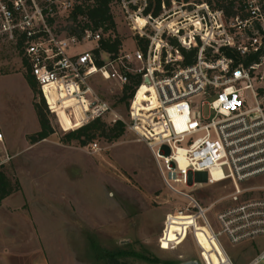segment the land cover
I'll list each match as a JSON object with an SVG mask.
<instances>
[{"label":"built area","instance_id":"1","mask_svg":"<svg viewBox=\"0 0 264 264\" xmlns=\"http://www.w3.org/2000/svg\"><path fill=\"white\" fill-rule=\"evenodd\" d=\"M225 1L235 15L206 0H112L134 47L121 43L98 57L112 31L105 23L71 32L79 0H0V38L17 47L47 107L73 105L83 124L111 109L94 88L97 78L124 87L138 76L127 119L114 121L147 144L167 188L189 199L180 213L198 214L227 254L223 237L233 245L264 238V183L246 186L264 177V0ZM184 51H195L192 63L184 64ZM12 158L0 122V170ZM198 174L208 184L229 181L233 191L203 207L176 186L191 187ZM224 199L230 203L215 212L214 225L208 212ZM247 264H264V248Z\"/></svg>","mask_w":264,"mask_h":264},{"label":"rangeland","instance_id":"2","mask_svg":"<svg viewBox=\"0 0 264 264\" xmlns=\"http://www.w3.org/2000/svg\"><path fill=\"white\" fill-rule=\"evenodd\" d=\"M113 13L116 34L125 48H133L130 30L116 6ZM27 71L17 47L0 38V122L13 155L2 169L15 186L21 184L20 190L0 205V253L8 246L11 226L21 225L32 236L17 238L29 248L40 247L37 251L24 248L26 251L19 253H43L50 264H107V252L123 250L156 259L120 258L128 264H180L191 259L201 264H230L227 254L234 264H247L264 248V238L233 245L223 237L226 254L213 242L198 214L178 215L189 199L167 188L149 147L129 128L113 142L98 135L86 145L64 143V134L83 124L77 109L73 105L46 108L55 132L30 144L28 135L41 128L35 108L41 98L30 86ZM94 88L111 107L103 121L112 124L117 117L127 119L128 107L120 101V83L97 78ZM146 90V86L141 88L136 106ZM204 115H208L206 108ZM94 142L99 150L91 148ZM205 180L204 174H198L191 177V187L176 186L193 194L203 207L233 191L229 181L208 184ZM263 183L264 177H257L246 186ZM229 203V199L221 200L209 210L214 225L215 212ZM39 227L44 232L41 240L35 231L32 233Z\"/></svg>","mask_w":264,"mask_h":264},{"label":"trees","instance_id":"3","mask_svg":"<svg viewBox=\"0 0 264 264\" xmlns=\"http://www.w3.org/2000/svg\"><path fill=\"white\" fill-rule=\"evenodd\" d=\"M111 1L112 0H79L72 14V18L74 22H78V24L77 26L71 27L69 30L71 32H74L76 31L77 28L84 29L90 26L96 29L104 25L105 23H108V26L104 27L105 32L107 33L111 30L112 33H116L117 24L115 21L114 13L110 5ZM206 1H208L214 7H224L228 16H232L236 14V12L232 9L231 6L232 3L228 5L225 0H206ZM79 17H81L80 18L81 21H79ZM111 34L100 41V48L96 50L98 57L100 51H106L114 54L118 52L122 40L118 35L113 37ZM141 44L143 46L145 43H143L142 41ZM183 53H184V64L192 63L194 60L195 51L192 52L184 51ZM228 54H231V52L228 51ZM253 58L256 57H250L248 60L250 61ZM97 63L101 64L102 60L98 59ZM26 78L30 86L32 87L35 95L40 96L41 98V102H35V108L38 113L41 128L39 131L28 135V140L30 144H35L44 139H47L50 135H52L55 132V130L47 115L46 108L48 107L47 104L45 103L44 98L41 95V89L36 78L32 75V73L29 70L26 73ZM139 83H140V78L138 76L136 77L133 76L131 83L126 84L123 87V93L120 97V101L125 102L127 107H129L130 100L133 97L136 87L139 85ZM142 87H145V85ZM141 88L139 89L135 97V101L141 100V96H140ZM102 118L103 117L96 118L87 124H83L77 128L68 131L61 138V141L64 143L78 141L80 144L86 145L87 143L95 140V138L98 135H100L106 138L108 141L113 142L119 139L120 137H122L126 133L127 125L123 120L117 119L114 121V123L107 124L105 121H103ZM16 185L17 186H15L12 183L11 178L6 174V172L3 169H1L0 170V205L2 204L3 200L6 197L16 192L17 190H20L21 184L18 182ZM129 255H135L138 257H142L146 260L151 259L156 261V259L149 258L139 253H136L134 250H123V251H118L116 253L107 252L105 255L107 258L106 263L128 264L127 261L121 260L120 258L123 256L124 258H127V256ZM172 262H168V264H173Z\"/></svg>","mask_w":264,"mask_h":264},{"label":"crops","instance_id":"4","mask_svg":"<svg viewBox=\"0 0 264 264\" xmlns=\"http://www.w3.org/2000/svg\"><path fill=\"white\" fill-rule=\"evenodd\" d=\"M6 199H7V197L3 200V202ZM3 202H2V204H3ZM30 219H31V217H30ZM30 222H31V224L33 226L32 219L30 220ZM34 231H35V234L39 236V240H41V236H42L41 234L43 232L42 228L41 227H39L38 229L37 228H35V229L33 228L32 229V233L33 234H34ZM10 232H11L10 233L11 236L7 240L8 246L4 247V250H3L4 253H0V259L3 260V262L2 263L0 262V264H14V262L16 264V262H21L22 260L25 261L26 264H30V262H31V264H50L49 261H48V259L44 256L43 253L41 255L40 254H36L34 256L33 255L25 256V255L19 253V251H21V250L26 251L25 249H28L30 251H32V250L35 251L36 250V247H40L39 244L38 245L36 244L35 247L29 248V247H27L28 245H24L22 243L24 241H22L21 238H17V236H24V235L32 236L31 233H26L24 231V228L22 227V225L19 226V227H17V226H11ZM43 234H44V232H43ZM209 235H210V233H209ZM210 236H211L213 242L215 243L216 240H215L214 236L212 235V233H211ZM220 248H221V246H220ZM26 257H27V259H26Z\"/></svg>","mask_w":264,"mask_h":264},{"label":"water","instance_id":"5","mask_svg":"<svg viewBox=\"0 0 264 264\" xmlns=\"http://www.w3.org/2000/svg\"><path fill=\"white\" fill-rule=\"evenodd\" d=\"M180 264H201V262L198 260L191 259L184 262H180Z\"/></svg>","mask_w":264,"mask_h":264},{"label":"bare ground","instance_id":"6","mask_svg":"<svg viewBox=\"0 0 264 264\" xmlns=\"http://www.w3.org/2000/svg\"><path fill=\"white\" fill-rule=\"evenodd\" d=\"M178 215H183L184 213H177ZM206 226V225H205ZM207 228L209 229V227L207 226ZM210 230V229H209ZM211 232V231H210ZM212 233V232H211ZM212 235H213V233H212ZM214 236V235H213ZM215 238V237H214ZM216 240V239H215ZM217 241V240H216ZM218 242V241H217ZM219 244V243H218ZM230 261V260H229Z\"/></svg>","mask_w":264,"mask_h":264}]
</instances>
